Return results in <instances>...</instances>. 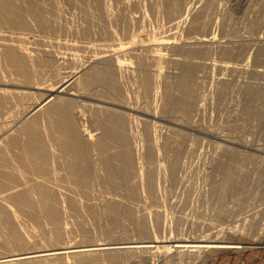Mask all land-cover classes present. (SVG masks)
I'll use <instances>...</instances> for the list:
<instances>
[{"label": "rangeland", "instance_id": "374dc122", "mask_svg": "<svg viewBox=\"0 0 264 264\" xmlns=\"http://www.w3.org/2000/svg\"><path fill=\"white\" fill-rule=\"evenodd\" d=\"M68 79L55 109L35 107ZM263 215L264 0H0V258L154 239L170 251L247 216L223 235L240 247L149 263L264 264Z\"/></svg>", "mask_w": 264, "mask_h": 264}, {"label": "bare ground", "instance_id": "6f19581e", "mask_svg": "<svg viewBox=\"0 0 264 264\" xmlns=\"http://www.w3.org/2000/svg\"><path fill=\"white\" fill-rule=\"evenodd\" d=\"M185 8L187 10V6ZM211 39L210 38H207V37L206 38L205 37H201V39L200 40L198 39V40L201 43H207V44H209V43L212 42ZM110 55H108V56H110ZM115 65H116V67L118 66V68L120 67L119 64H116L115 63ZM69 82H70V80L68 79V80L64 81L63 83L59 84L58 87H57V89L56 88L54 90L47 89L46 90L47 92H45V97L39 103H37V105L35 107L47 105L54 98L53 99V102L51 101V103H49L47 105V107L49 108L50 106H53L54 109H55L58 106V105H55V103H56L57 99L59 101V98H57L59 96V93L64 92V89L67 88L66 86L69 84ZM58 109H57V111H58ZM32 110H34V108ZM28 118H30V117H28ZM20 125H21V123H20ZM84 155H86V154H84ZM241 217L239 216V218H241ZM239 218H238V220H239ZM246 218H247V216H246ZM246 218L245 219L243 218L244 221H243L242 224L238 222V224H241V225L237 226L238 225L237 224V225L233 226V228L232 227L225 228V227L221 226V227H223V229L221 230L222 233H223V235L224 234L230 235V233H232L231 234L232 236H234L233 234H240V235L243 234L244 231H245V229H246L245 226L247 225ZM241 220H242V218H241ZM214 231H215V229H214ZM221 231H218V232L221 234ZM216 235H218V234H216ZM223 235H221L220 238L218 236L219 239L217 237H215V238L211 237L212 239H207L205 241L204 240L203 241L202 240H198V239L197 240L196 239H192V241H191V239H189L190 241H187V240L186 241H184V240H174L173 241V244H171L170 246L168 245L167 247H171V249L176 254H180V256L186 255V256H189V258L191 256L198 258V257H200L201 252L207 251L209 249H216L217 250V249H220V248L240 247L239 246L240 245L239 243L234 242V241H227L226 240L227 236L224 237ZM229 240H231V239H229ZM159 242L160 241L154 239V240H147V241L121 242V243H118V244H116V243L115 244H112V243H102V242L99 243L98 242V243H90V244H87V245L57 246V247H53V248H49V249H39V250L37 249V250H34V251H24V252H20V253L9 254V255H6L4 257L2 256L3 258H0V264H13V263H23V262L24 263H26V262H34V261L43 260V259H49V258H53V257H62V258L63 257H66V256H71V257L72 256H78V257H81V256H87V255L99 253V252H105V253H121L122 252V253H128V254L130 253V254H133V256H134L135 253H142L143 254V259L141 261V264H151V263H149V260H148V258L150 259V257H148V254H156L157 257L159 256L160 258H166L167 253L170 252V251H172L171 249H170V251H168L169 249H167V250L166 249L160 250L161 248H165V247H164V245H160ZM203 254H204V252H203ZM196 258L194 260H196Z\"/></svg>", "mask_w": 264, "mask_h": 264}]
</instances>
